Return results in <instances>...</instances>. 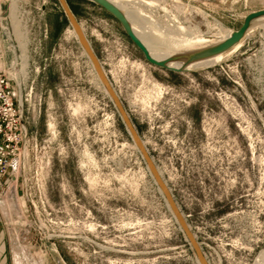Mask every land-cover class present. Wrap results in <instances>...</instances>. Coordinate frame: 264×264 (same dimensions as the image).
Instances as JSON below:
<instances>
[{"label": "rangeland", "instance_id": "374dc122", "mask_svg": "<svg viewBox=\"0 0 264 264\" xmlns=\"http://www.w3.org/2000/svg\"><path fill=\"white\" fill-rule=\"evenodd\" d=\"M121 1L148 34L181 25L211 46L264 10V0ZM67 3L208 263L258 264L264 20L217 64L174 73L90 0ZM1 9L0 70L28 128L8 212L23 264H199L58 0Z\"/></svg>", "mask_w": 264, "mask_h": 264}, {"label": "water", "instance_id": "95a60500", "mask_svg": "<svg viewBox=\"0 0 264 264\" xmlns=\"http://www.w3.org/2000/svg\"><path fill=\"white\" fill-rule=\"evenodd\" d=\"M90 1L96 4L97 6H99L100 8H102L103 10H105L108 14H110L113 18H115L119 22V24L122 26L127 37L143 53L147 62H149L150 64L156 67L166 69L174 73H184L188 71L187 67L195 62L209 59V58L222 55V54H225L231 51L236 45L242 42L243 38L245 37L247 32L250 30L254 22L264 19V10L252 12L245 17L241 28L238 31L233 32L231 36L224 42L206 47L202 50L195 51V52L186 54L184 56H176L175 58H169L164 61H157L151 56L145 44L135 34L130 21L127 19L126 15L123 13L121 9H119L109 0H90ZM58 2L64 11V14L67 17L69 24L73 28L81 47L83 48L84 52L88 56L89 60L91 61L98 79L103 85L106 93L109 95L127 132L131 136L136 148L138 149L140 155L142 156L148 168V171L150 172L155 183L157 184L161 194L163 195L167 205L169 206L180 229L182 230L193 252L195 253L198 263L199 264H209L198 241L196 240V237L191 231L189 225L187 224L185 217L179 210L169 187L167 186L162 176L160 175L157 167L155 166V163L153 162L151 156L149 155L147 148L145 147L141 137L139 136L137 130L135 129L120 98L118 97L117 93L113 89L99 59L95 55L80 24L78 23L75 15L73 14L71 8L69 7L67 0H58ZM175 60H182L184 62L183 68L181 69L170 68L169 64Z\"/></svg>", "mask_w": 264, "mask_h": 264}, {"label": "bare ground", "instance_id": "6f19581e", "mask_svg": "<svg viewBox=\"0 0 264 264\" xmlns=\"http://www.w3.org/2000/svg\"><path fill=\"white\" fill-rule=\"evenodd\" d=\"M109 1L123 11V13L126 15L127 19L130 21L135 34L139 37V39H141V41L145 44V46L149 50L151 56L157 61H164V60H167L169 58H175L176 56H184L186 54H189V53H192L195 51H199V50H202L206 47L211 46L209 44L211 40H207L202 34L194 33L195 31L193 32V30H191L190 28H183V27H181V25H180V27H176V28L174 27L175 29L173 28L174 29V30L172 29L173 31L172 30L168 31L167 29L166 30L160 29L162 32V36L160 38H156V37H154L155 34L153 35L151 33L152 31L150 32L152 35H150V34H148L149 32L147 33L144 28L139 27L138 20L136 19L137 17H135V15L133 14V12L131 10H128V8H126V7H123L121 0H109ZM261 20H264V19H261ZM250 31H251V29H250ZM221 34H222L221 38L217 44L222 43L225 40H227L231 36L232 32H225L224 31L223 33L221 32ZM241 45H242V42H240L238 45H236L231 51L233 52V51L239 49L241 47ZM159 47H161V48L165 47V48L163 50H160L161 48H159ZM223 55L224 54L195 62V63L189 65L187 67V70L190 71L193 69H202V68L211 67V66L217 64L223 58ZM169 66H170V68L181 69L184 66V62L182 60H175V61L171 62L169 64ZM168 208H169V206H168ZM169 210H170V208H169ZM258 264H264V250L261 251V253L259 254Z\"/></svg>", "mask_w": 264, "mask_h": 264}, {"label": "built area", "instance_id": "2783aa9c", "mask_svg": "<svg viewBox=\"0 0 264 264\" xmlns=\"http://www.w3.org/2000/svg\"><path fill=\"white\" fill-rule=\"evenodd\" d=\"M248 2L249 0H231ZM2 0H0V36L3 27ZM28 137L23 109L18 105L7 74L0 70V181L11 176L19 180L22 170L23 151Z\"/></svg>", "mask_w": 264, "mask_h": 264}, {"label": "crops", "instance_id": "0c3cea01", "mask_svg": "<svg viewBox=\"0 0 264 264\" xmlns=\"http://www.w3.org/2000/svg\"><path fill=\"white\" fill-rule=\"evenodd\" d=\"M18 181H14L11 176L0 181V264L24 263L17 248L16 239L9 230L8 223V212L11 207L9 201L13 200L12 189L17 186Z\"/></svg>", "mask_w": 264, "mask_h": 264}]
</instances>
